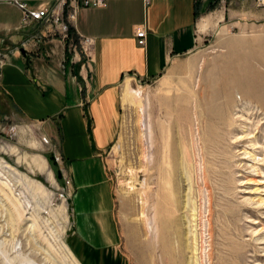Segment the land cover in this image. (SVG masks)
Segmentation results:
<instances>
[{
    "label": "rangeland",
    "instance_id": "obj_1",
    "mask_svg": "<svg viewBox=\"0 0 264 264\" xmlns=\"http://www.w3.org/2000/svg\"><path fill=\"white\" fill-rule=\"evenodd\" d=\"M68 35L81 51L72 25ZM130 87L107 153L126 264H264V21L217 27L159 79ZM7 132L0 264H79L59 146L45 125Z\"/></svg>",
    "mask_w": 264,
    "mask_h": 264
},
{
    "label": "crops",
    "instance_id": "obj_2",
    "mask_svg": "<svg viewBox=\"0 0 264 264\" xmlns=\"http://www.w3.org/2000/svg\"><path fill=\"white\" fill-rule=\"evenodd\" d=\"M27 1L31 9L56 5ZM237 1L106 0L76 16L81 51L52 28L24 25L18 7L0 2V129L6 118L44 124L59 146L72 182L71 244L79 264H126L107 153L119 137L127 87L159 79L217 27L264 21L263 9Z\"/></svg>",
    "mask_w": 264,
    "mask_h": 264
},
{
    "label": "built area",
    "instance_id": "obj_3",
    "mask_svg": "<svg viewBox=\"0 0 264 264\" xmlns=\"http://www.w3.org/2000/svg\"><path fill=\"white\" fill-rule=\"evenodd\" d=\"M41 1V0H40ZM3 3L13 4L18 7L23 13V24L28 25L33 22H38L45 26L46 28H52L54 32L59 34L62 40L67 41L69 39V28L72 25L75 29L74 22L78 12L82 8H90V7H104L106 5V0H55L56 5L53 7H42L39 9H31L29 6V2L27 0H0ZM70 2V6L68 8L66 5ZM146 4H149L150 0H145ZM262 6H264V0H260ZM138 43L141 46L145 45V30L140 29L137 33ZM85 44L91 45V41L89 39H84ZM30 43L24 44V48L29 46ZM3 62L2 56L0 54V63ZM6 121L9 122L8 126H4V129L7 130L9 133H16L17 129L23 127H30V126H39L43 127L44 124H30L22 120L18 121H10L9 118H6ZM45 144L51 145V140L46 135L42 137ZM53 151L56 155V160L62 165V157L55 147ZM63 172H66L64 170ZM65 185L61 190V196L63 197L66 202H68L69 198L71 197V189H72V182L67 176L65 175Z\"/></svg>",
    "mask_w": 264,
    "mask_h": 264
},
{
    "label": "bare ground",
    "instance_id": "obj_4",
    "mask_svg": "<svg viewBox=\"0 0 264 264\" xmlns=\"http://www.w3.org/2000/svg\"><path fill=\"white\" fill-rule=\"evenodd\" d=\"M136 92L137 91L135 90H131L130 87H127L125 94H124V103L130 104L132 102L131 95L132 93L135 94ZM33 162L35 163L36 168L38 169V172H40L43 176H45L48 182H52V180H54L53 175L49 173L48 170L46 169L47 166L43 159L34 158Z\"/></svg>",
    "mask_w": 264,
    "mask_h": 264
},
{
    "label": "water",
    "instance_id": "obj_5",
    "mask_svg": "<svg viewBox=\"0 0 264 264\" xmlns=\"http://www.w3.org/2000/svg\"><path fill=\"white\" fill-rule=\"evenodd\" d=\"M22 54L26 56V51L24 49L21 50Z\"/></svg>",
    "mask_w": 264,
    "mask_h": 264
},
{
    "label": "trees",
    "instance_id": "obj_6",
    "mask_svg": "<svg viewBox=\"0 0 264 264\" xmlns=\"http://www.w3.org/2000/svg\"><path fill=\"white\" fill-rule=\"evenodd\" d=\"M54 166V165H53Z\"/></svg>",
    "mask_w": 264,
    "mask_h": 264
}]
</instances>
